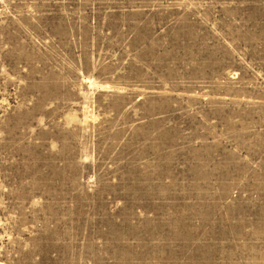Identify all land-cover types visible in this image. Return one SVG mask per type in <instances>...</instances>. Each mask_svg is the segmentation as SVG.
<instances>
[{"label":"rangeland","instance_id":"374dc122","mask_svg":"<svg viewBox=\"0 0 264 264\" xmlns=\"http://www.w3.org/2000/svg\"><path fill=\"white\" fill-rule=\"evenodd\" d=\"M0 264H264V0H0Z\"/></svg>","mask_w":264,"mask_h":264}]
</instances>
